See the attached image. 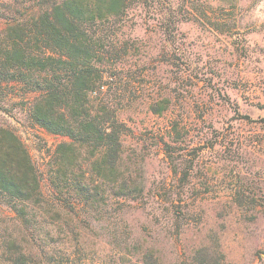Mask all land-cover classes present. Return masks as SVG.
Returning <instances> with one entry per match:
<instances>
[{
	"label": "rangeland",
	"instance_id": "374dc122",
	"mask_svg": "<svg viewBox=\"0 0 264 264\" xmlns=\"http://www.w3.org/2000/svg\"><path fill=\"white\" fill-rule=\"evenodd\" d=\"M117 26L135 46L126 61L139 92L119 117L131 129L126 150L144 159V196L107 224L78 210V258L139 264L137 243L177 264L207 245L223 264H264V0H132ZM164 98L166 112L147 110ZM30 101L6 88L0 125L21 140L50 199L46 167L65 138L29 121Z\"/></svg>",
	"mask_w": 264,
	"mask_h": 264
},
{
	"label": "trees",
	"instance_id": "16d2710c",
	"mask_svg": "<svg viewBox=\"0 0 264 264\" xmlns=\"http://www.w3.org/2000/svg\"><path fill=\"white\" fill-rule=\"evenodd\" d=\"M131 1L0 0V95L20 88L31 97L29 121L65 138L47 163L49 199L25 146L0 125V264H105L78 258L77 211L107 224L144 196V159L126 150L131 129L119 117L139 92L126 61L135 46L117 26ZM169 104L149 100L147 110L160 115ZM182 129L174 121L176 138ZM163 151L172 154L171 145ZM133 246L136 262L159 264ZM177 264H223V255L206 245Z\"/></svg>",
	"mask_w": 264,
	"mask_h": 264
}]
</instances>
